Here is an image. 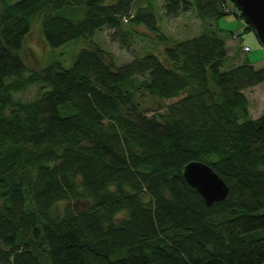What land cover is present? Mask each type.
Instances as JSON below:
<instances>
[{
  "label": "trees",
  "instance_id": "obj_1",
  "mask_svg": "<svg viewBox=\"0 0 264 264\" xmlns=\"http://www.w3.org/2000/svg\"><path fill=\"white\" fill-rule=\"evenodd\" d=\"M138 2L0 0V264H264V113L251 116L245 92L264 67L224 69L226 34L210 25L244 17L228 0H165L168 18L203 22L180 40ZM36 21L54 48L84 40L72 66L27 64ZM104 30L127 49L155 45L119 65L94 39ZM35 84L36 99L15 98ZM145 95L178 100L150 115ZM193 161L224 179L226 199L208 205L189 184Z\"/></svg>",
  "mask_w": 264,
  "mask_h": 264
},
{
  "label": "rangeland",
  "instance_id": "obj_2",
  "mask_svg": "<svg viewBox=\"0 0 264 264\" xmlns=\"http://www.w3.org/2000/svg\"><path fill=\"white\" fill-rule=\"evenodd\" d=\"M16 1V0H15ZM165 0H139L138 4L147 5L148 3L154 4L155 12L158 17L159 26L166 34L185 40L197 36L203 29V22L196 14L191 11L182 14L178 18H168L164 13ZM229 5L233 7L231 0H228ZM236 6V5H235ZM238 10V8H237ZM66 16L73 17L72 13L68 10L64 11ZM239 12V10H238ZM210 25L216 29H221L222 35H225L227 40V46L229 49V60L224 66L227 69L234 64H240L244 60L252 63L256 68L264 67V46L260 42L259 38L251 32L245 31L244 18L230 13L219 18L211 19ZM40 21H36L33 27L31 35L28 37L24 48V55L27 64L33 68H40L51 63L53 60H60L66 67H70L74 63L76 54L86 46L84 40L75 41L58 48H54L46 42L40 31ZM140 31H145L148 35L150 32L144 26L137 27ZM242 34V40H235L230 33ZM105 49L111 51L117 60V64L130 62L135 56H142L146 53V50L152 49L155 43L151 38L135 37L132 43V47L127 49L122 47L119 40H115L112 36L111 30L98 31L94 37ZM249 45L251 51L245 53L242 46ZM158 51L162 52V48ZM163 60L164 54L159 55ZM250 101V111L253 118H258L264 113V83L250 88L245 91ZM40 95L39 85L29 86L26 90L15 94L16 99L23 101H30L36 99ZM141 105L146 109L148 114L163 113L165 108L159 109L160 104L164 106L171 105L177 101L178 98L159 100L157 98L145 95L138 98ZM2 200H0V206Z\"/></svg>",
  "mask_w": 264,
  "mask_h": 264
},
{
  "label": "water",
  "instance_id": "obj_3",
  "mask_svg": "<svg viewBox=\"0 0 264 264\" xmlns=\"http://www.w3.org/2000/svg\"><path fill=\"white\" fill-rule=\"evenodd\" d=\"M246 22L252 25L264 46V0H231ZM184 176L198 190L208 205L222 201L229 194L224 179L207 163L193 161L184 168Z\"/></svg>",
  "mask_w": 264,
  "mask_h": 264
},
{
  "label": "built area",
  "instance_id": "obj_4",
  "mask_svg": "<svg viewBox=\"0 0 264 264\" xmlns=\"http://www.w3.org/2000/svg\"><path fill=\"white\" fill-rule=\"evenodd\" d=\"M229 11H233L234 12V9H231ZM232 37L235 40H242L241 42H244V40L242 39V34L234 33ZM242 48H243L244 52H246V53L251 51V47L249 45H243Z\"/></svg>",
  "mask_w": 264,
  "mask_h": 264
},
{
  "label": "crops",
  "instance_id": "obj_5",
  "mask_svg": "<svg viewBox=\"0 0 264 264\" xmlns=\"http://www.w3.org/2000/svg\"><path fill=\"white\" fill-rule=\"evenodd\" d=\"M253 35H254V33L253 32H251ZM258 86V85H257ZM256 87V86H255Z\"/></svg>",
  "mask_w": 264,
  "mask_h": 264
},
{
  "label": "bare ground",
  "instance_id": "obj_6",
  "mask_svg": "<svg viewBox=\"0 0 264 264\" xmlns=\"http://www.w3.org/2000/svg\"><path fill=\"white\" fill-rule=\"evenodd\" d=\"M233 3V2H232ZM234 4V3H233ZM237 7V6H236Z\"/></svg>",
  "mask_w": 264,
  "mask_h": 264
}]
</instances>
